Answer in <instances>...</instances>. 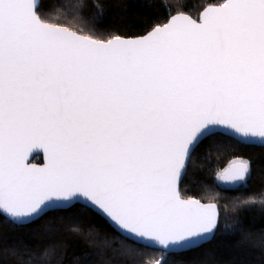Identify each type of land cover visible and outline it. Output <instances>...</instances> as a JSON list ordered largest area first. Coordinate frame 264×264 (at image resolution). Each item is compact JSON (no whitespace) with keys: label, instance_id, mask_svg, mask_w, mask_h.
Instances as JSON below:
<instances>
[{"label":"snow or ice","instance_id":"snow-or-ice-1","mask_svg":"<svg viewBox=\"0 0 264 264\" xmlns=\"http://www.w3.org/2000/svg\"><path fill=\"white\" fill-rule=\"evenodd\" d=\"M39 7L0 0V210L21 219L82 196L165 248L212 233L216 205L182 199L177 179L214 126L264 139V0L106 42L46 22ZM37 148L42 168L25 163ZM249 171L243 161L219 178Z\"/></svg>","mask_w":264,"mask_h":264},{"label":"trees","instance_id":"trees-1","mask_svg":"<svg viewBox=\"0 0 264 264\" xmlns=\"http://www.w3.org/2000/svg\"><path fill=\"white\" fill-rule=\"evenodd\" d=\"M224 0H39L42 19L67 26L99 41L116 36H144L176 14L198 20L209 6ZM248 161L244 183L227 189L222 172L233 161ZM32 163L41 164V157ZM182 199L217 206L219 220L212 239L180 254H165L133 244L117 235L90 210L75 205L48 212L17 226L0 214V264H264V147L246 146L213 135L192 153L179 186Z\"/></svg>","mask_w":264,"mask_h":264},{"label":"water","instance_id":"water-1","mask_svg":"<svg viewBox=\"0 0 264 264\" xmlns=\"http://www.w3.org/2000/svg\"><path fill=\"white\" fill-rule=\"evenodd\" d=\"M225 2H226V0H224V2L221 5H223ZM37 3L39 5V0H37ZM221 5H218V6H221ZM218 6H209V7H218ZM209 7H206L200 13L198 20H193L192 18H190L189 16L184 15V14H176V15L171 16L164 25L168 24L173 17H176L178 15L187 16L189 19L195 21L196 23H200L203 13ZM164 25H162L160 27H163ZM152 31H153V29L151 31H149L148 33H146L144 36H141V37L130 38V39L121 38V39H123V40H135V39L143 38V37L147 36ZM216 134H220L222 136L231 138V139L237 141L238 143H240L242 145L264 147V139L258 138V137H255V138L254 137H243L240 134H237V133H234L233 131L227 130L223 126H214L211 129V135H208L207 137L203 138L201 141H203L204 139L209 138V137H211L213 135H216ZM37 156L41 157V164H36V163H32L31 162L32 159L34 157H37ZM25 163L28 166H30V167H32V166L39 167V168L44 167L46 165V163H47V158H46V156L44 154L43 149L37 148V149H34L33 151H31L28 154V157L25 160ZM235 164H238V163H233L232 165H230L225 170H228V169L232 168L233 165H235ZM187 165H188V163H187ZM186 169H187V167H186ZM225 170L222 172V174L220 176H222L224 174ZM185 172H186V170L183 171L181 176L177 179L176 187H177L178 191H179V186H180V183H181V181L183 179V176H184ZM246 177H247V174H246L244 180L235 181V182H225L224 180L219 178V183H220V185L222 187L227 188V189L236 188L237 186H239V185H241L242 183L245 182ZM200 203L201 204H205V205L213 204V203H202V202H200ZM75 205L82 206V207L90 210L95 215L99 216L121 238H123V239H125V240H127V241H129V242H131L133 244H136L138 246H141V247H144V248H148V249H152V250H158V251H161V252H163L165 254H180V253H184V252H187L189 250L198 248V247L208 243L212 239V237H213V235H214V233L216 231V228H217V226H216V228L214 229V231L212 233L207 234L203 238H196V239H194L191 242L185 243L183 246L165 248L164 246L159 245L157 242L152 241V240H150V239H148L146 237L145 238L136 237V236L128 233L126 230H122L106 214H104L102 211L98 210L96 207L92 206L91 203L89 201H87L82 196L71 198L68 201H63V200L56 201L55 198H54L52 207L45 208L39 214L33 215L31 217H25V218H21V219H14V218L9 217L6 213H4L3 210H0V214H1L2 217L7 219L8 221L13 223L14 225L23 226V225H27V224H30V223L36 221L37 219H39L40 217H42L43 215H45L48 212L68 210V209H70L71 207H73ZM215 211L217 213V225H218L219 212H218L217 206H216Z\"/></svg>","mask_w":264,"mask_h":264},{"label":"rangeland","instance_id":"rangeland-1","mask_svg":"<svg viewBox=\"0 0 264 264\" xmlns=\"http://www.w3.org/2000/svg\"><path fill=\"white\" fill-rule=\"evenodd\" d=\"M242 161H240V160H235V161H233V163H241Z\"/></svg>","mask_w":264,"mask_h":264}]
</instances>
